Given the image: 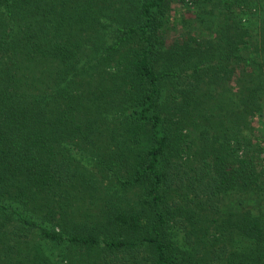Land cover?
<instances>
[{
  "label": "trees",
  "instance_id": "obj_1",
  "mask_svg": "<svg viewBox=\"0 0 264 264\" xmlns=\"http://www.w3.org/2000/svg\"><path fill=\"white\" fill-rule=\"evenodd\" d=\"M260 200L264 0H0V264H264Z\"/></svg>",
  "mask_w": 264,
  "mask_h": 264
},
{
  "label": "rangeland",
  "instance_id": "obj_2",
  "mask_svg": "<svg viewBox=\"0 0 264 264\" xmlns=\"http://www.w3.org/2000/svg\"><path fill=\"white\" fill-rule=\"evenodd\" d=\"M173 11H172V13H171V21L172 22H174L175 20H176V24H178V22H179V18L182 16V17H185V18H189V17H191L192 16V8L191 9H189V10H187L186 8H184V7H182L181 6V4L180 3H177V2H175L174 4H173ZM177 31H179V26H178V28H177V26L176 27H174V29H170V31H169V34H168V39L169 40H172L174 37H176V35L178 34V32ZM254 208L257 210V209H264V200H260V201H258V203L254 206ZM96 250H92V251H90V254H91V257L93 256H96ZM87 253V251H81V252H79V260H83L82 262H80L79 261V264H88L87 263V261H89L88 260V255L86 256V257H84V255Z\"/></svg>",
  "mask_w": 264,
  "mask_h": 264
}]
</instances>
